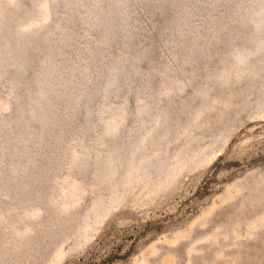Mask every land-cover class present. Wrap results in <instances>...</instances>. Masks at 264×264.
<instances>
[{
	"label": "rangeland",
	"instance_id": "374dc122",
	"mask_svg": "<svg viewBox=\"0 0 264 264\" xmlns=\"http://www.w3.org/2000/svg\"><path fill=\"white\" fill-rule=\"evenodd\" d=\"M262 217L264 0H0V264H264Z\"/></svg>",
	"mask_w": 264,
	"mask_h": 264
},
{
	"label": "bare ground",
	"instance_id": "6f19581e",
	"mask_svg": "<svg viewBox=\"0 0 264 264\" xmlns=\"http://www.w3.org/2000/svg\"><path fill=\"white\" fill-rule=\"evenodd\" d=\"M11 2H13L14 0H10ZM46 7V3H44L43 5H42V8L44 9ZM46 9V8H45ZM257 44L259 45V46H261L262 44L261 43H259V42H257ZM251 54L249 53V52H247V51H237V52H235V53H233V54H231L230 55V57H232L233 59H234V63L233 64H229V63H226V65L224 64L223 65V67L221 68V72H219L217 75H216V79H218L219 81H218V85L219 86H222V87H225V85H227V83H228V81H229V79H231V77H236V78H239L240 77V75H241V73H245V72H247V73H250L251 75H253L254 74V70H253V68L252 67H249V62H248V58H249V56H250ZM222 61V60H221ZM223 62V61H222ZM176 84V83H175ZM176 87H177V89L178 90H182L183 89V86L182 85H180V84H176ZM222 103V104H224V105H226L227 104V102L225 101V102H223V100L222 99H218L217 101L215 100L213 103H210L209 105H210V107L211 108H206L207 110H212L213 108H215L217 105H219V103ZM201 116V115H200ZM199 116V117H200ZM110 131H112V130H110ZM113 131H115V130H113ZM158 153H159V150H157V155H158ZM156 154V153H155ZM155 154H152V155H150V156H154ZM183 155V154H182ZM182 155L181 154H179L178 156H176L175 158H176V160L177 161H179L181 158H183L182 157ZM169 157V156H168ZM176 163V162H175ZM134 169V168H133ZM70 187L72 188V185H70ZM73 189V188H72ZM115 192H118V189H116V190H113L112 191V193L110 194V196H108L107 197V200H112V199H114V197H116V194H114ZM71 197H73V196H71ZM70 201L71 200H73V198L72 199H69ZM104 198H102V196L101 197H99V200L97 201V203H96V205L98 204V206L99 205H102V207H100V208H103V204H104ZM67 204V202L66 203H63L62 205H63V209H67V208H69L70 207V205L69 206H67L66 205ZM96 205H95V209H96ZM32 215H34V212H32L31 213V216ZM263 221H264V217H262L260 220H259V223L258 224H260V225H262V223H263ZM258 224H254L253 225V227H252V229L251 230H254L255 228H257V226H259ZM28 227H26L23 231H17L16 232V234L18 235L19 233H24V232H26V231H28V229H27ZM29 232V231H28ZM27 232V233H28ZM60 249H62V248H60ZM59 249V250H60Z\"/></svg>",
	"mask_w": 264,
	"mask_h": 264
}]
</instances>
